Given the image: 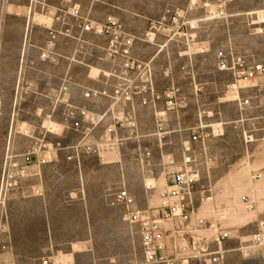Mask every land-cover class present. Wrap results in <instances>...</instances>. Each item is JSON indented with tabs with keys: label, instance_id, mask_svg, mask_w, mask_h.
<instances>
[{
	"label": "crops",
	"instance_id": "0c3cea01",
	"mask_svg": "<svg viewBox=\"0 0 264 264\" xmlns=\"http://www.w3.org/2000/svg\"><path fill=\"white\" fill-rule=\"evenodd\" d=\"M176 8L192 28L185 26L175 38L149 34L150 23ZM74 11L93 24L114 19L136 38L130 56L150 64L159 100L151 93L134 94L130 101L113 99L119 87H139L141 81L123 74L121 59L106 58L108 38L83 32ZM2 16L0 74L7 69L16 100L31 105L34 118L22 124L32 148L47 145L33 156L29 179L52 169L72 180L63 189L69 194L67 207L84 210L81 220L72 215L64 223L76 220L84 234L49 233L42 243L31 244L30 264H120L97 252L94 223L80 196L81 177H96L102 183L99 192L126 190L135 200L134 210L157 217L161 193L184 167L185 146L199 160L191 165L199 172L192 215L188 221H162L160 255L176 264H212L218 253L219 264H264V242L257 241L264 235V75L245 79L243 73L220 70L218 56L224 53L227 65L231 55L246 68L264 64V0H9ZM50 32L56 34V63L41 56L50 50ZM3 41L8 42L6 59ZM64 85L69 90L59 100ZM87 92L106 94L86 98ZM169 100L176 105L169 107ZM80 109L87 111L85 117ZM94 117L103 119L95 124ZM127 119L135 123V138L119 144L129 129L118 127V120ZM107 129H118L112 146L98 154L78 150ZM201 132L210 138L193 141ZM203 152L211 162L199 157ZM25 193L44 197L41 187L28 185ZM114 196L108 207L118 213L117 223L136 231L140 255L131 264H146L138 228L124 221L123 206H112ZM0 264L22 263L8 258Z\"/></svg>",
	"mask_w": 264,
	"mask_h": 264
},
{
	"label": "built area",
	"instance_id": "2783aa9c",
	"mask_svg": "<svg viewBox=\"0 0 264 264\" xmlns=\"http://www.w3.org/2000/svg\"><path fill=\"white\" fill-rule=\"evenodd\" d=\"M72 11V10H71ZM75 16L79 17L78 11H74ZM221 15H223L221 13ZM79 25L83 32L94 33L97 36H103L108 38V47L106 51V58L112 62L122 60L123 74L128 76L134 74L136 79L141 81L139 87L132 85L121 86L113 94L114 100L124 99L130 101L134 94H153L154 101L160 99V96L155 93L153 88V77L149 63L140 62L133 59L130 56L131 47L134 44L135 37L127 33L123 25L114 20L108 19L103 24H93L88 19L79 17ZM185 26L192 28L193 26L184 20L182 11L179 9H167L164 15L158 20L150 23L149 34L163 33L170 35V38H175L182 34V29ZM148 35L142 40L147 41ZM56 34L50 32L48 45L49 51L42 53V58L49 60L53 63L58 61V55L54 52ZM220 59V70H232L234 72H240L245 75V79H252L257 75H264V64H257L252 68H246L241 60L231 55V64L224 63L226 55L224 53L218 54ZM69 87L67 85L62 86L60 90L59 100L63 99V96L68 92ZM106 93L100 92H87L86 98H98ZM148 102H144L147 104ZM176 104L172 100L168 101L169 107H174ZM82 116L87 115V111L80 109ZM73 114L70 113V116ZM103 117H94L93 123L98 124ZM118 127H127L129 129L128 135L124 139H118L117 142L122 144L124 141L132 140L135 138L134 129L135 123L132 119L125 121L118 120ZM79 122L74 123V128L79 129ZM88 135H85L84 140ZM118 136V129H107L104 134L95 142H82L78 146V150L85 151L87 153L98 154L106 147L112 146L111 143ZM209 132H201L198 136L193 137V141L205 142L210 138ZM47 145H40L39 148H32L30 151L23 154H7L5 163L3 166L2 180L0 184V199L1 204L5 203L7 196L11 190L17 187L19 181L23 178L31 176V167L33 166V156L39 151L46 148ZM185 155L183 158L184 167L175 172L172 175V180L166 191L161 193L162 205L158 211L157 217H153L151 213L134 210L135 204L134 198L126 191L121 190L114 196L112 206H123L126 210L124 215V221L132 226H137L138 232L141 237L143 254L146 264H176L175 260H169L160 255L164 250L165 235L162 231V221L172 220L175 218H182L184 221H188L192 215V201L196 184L199 181V172L196 169L191 168V165L198 163V159L191 154L192 150L190 146H185ZM150 153H146V157H150ZM199 157L203 158L206 162H211V159L203 152L199 154ZM41 163H45L44 160ZM147 164V163H146ZM148 165V164H147ZM228 233H224L223 237L227 238ZM258 242H264V235L257 236ZM6 249V247H3ZM222 261L221 254H216L212 257V264H219ZM43 264H49L48 260H44ZM183 264V263H182Z\"/></svg>",
	"mask_w": 264,
	"mask_h": 264
},
{
	"label": "rangeland",
	"instance_id": "374dc122",
	"mask_svg": "<svg viewBox=\"0 0 264 264\" xmlns=\"http://www.w3.org/2000/svg\"><path fill=\"white\" fill-rule=\"evenodd\" d=\"M8 4L9 0H0V29ZM3 45L6 55L2 59H6L8 42L3 41ZM14 85L6 69L4 74H0V184L7 154H23L32 149L31 140L26 137L22 124L24 120L34 118L32 108L30 104L16 100ZM40 132L38 124L35 133ZM72 184V180L60 178L54 170L47 169L32 181L29 177L21 179L17 187L9 192L3 205L0 199V241H5L3 245L6 247L0 253L6 255H0V261L11 258L18 263L30 264L34 254L30 250L31 244L42 243L49 233L84 234V225L76 223V220L69 225L64 224L72 215L80 217V220L84 216V210L67 207L69 194L63 189ZM101 184L96 177L82 176L80 180L83 190L80 196L87 202L96 231L97 252L101 256L111 255L120 264L134 263L140 255L136 231L133 228L126 231L117 223L118 213L108 207L117 192H99ZM28 185L43 188L44 197L31 198V193H25Z\"/></svg>",
	"mask_w": 264,
	"mask_h": 264
}]
</instances>
